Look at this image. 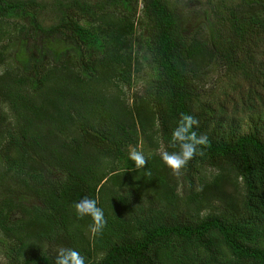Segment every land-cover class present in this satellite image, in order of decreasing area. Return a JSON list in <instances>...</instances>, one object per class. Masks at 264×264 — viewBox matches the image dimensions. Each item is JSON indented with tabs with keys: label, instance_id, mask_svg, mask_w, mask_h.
<instances>
[{
	"label": "trees",
	"instance_id": "obj_1",
	"mask_svg": "<svg viewBox=\"0 0 264 264\" xmlns=\"http://www.w3.org/2000/svg\"><path fill=\"white\" fill-rule=\"evenodd\" d=\"M1 40L0 264H264V0H0ZM217 71L234 109L204 99ZM181 113L209 144L176 176Z\"/></svg>",
	"mask_w": 264,
	"mask_h": 264
},
{
	"label": "clouds",
	"instance_id": "obj_2",
	"mask_svg": "<svg viewBox=\"0 0 264 264\" xmlns=\"http://www.w3.org/2000/svg\"><path fill=\"white\" fill-rule=\"evenodd\" d=\"M194 126H199L198 119L190 114L181 113L176 127L172 130L169 142V146L178 148V151L161 153V159L172 170L173 175H182V170L188 163L197 155H203V148L209 144L208 136L206 134L198 135ZM129 159L134 162L136 169H143L148 163L143 152L135 149L129 150ZM74 207L79 217L90 216L92 218V233H102L107 221L103 210L97 206L95 199L84 197ZM55 264H86V261L79 251L72 248H61L58 250Z\"/></svg>",
	"mask_w": 264,
	"mask_h": 264
},
{
	"label": "rangeland",
	"instance_id": "obj_3",
	"mask_svg": "<svg viewBox=\"0 0 264 264\" xmlns=\"http://www.w3.org/2000/svg\"><path fill=\"white\" fill-rule=\"evenodd\" d=\"M40 1L48 3L51 0H40ZM84 1L91 2V1H95V0H84ZM174 1H176V0H174ZM179 1H182V0H179ZM192 6L193 5H191V7ZM58 19H59V15L56 13V11H54L50 7L45 12H43V14L39 17V22L41 23V25L43 27L48 28V27L54 25ZM1 25L4 28H8L10 26V25H7L6 23H2ZM1 43H4V41L1 40L0 44ZM140 74L141 75H139V78H137L134 81V84L131 86V88L129 90H127L126 88H123V91H125L124 98L129 99V102H130V97H131L132 91H135L137 89L138 92H141L142 87H144L145 78L148 77L149 71L146 67H144L143 70H141ZM237 81H238L237 77H233L230 75L225 76L222 73H218V71L212 72L209 75V78L206 79L205 98L204 99H209V100L211 99L217 103L218 101L223 100V98L227 94H230V95L234 94L235 97L233 99L229 100V104H230L231 109H234L235 106L238 105V99H239V95H237L236 90H234V84ZM130 149H133V148H129V150ZM210 172H211L210 169L203 171V173L205 175H209ZM0 259H1V257H0Z\"/></svg>",
	"mask_w": 264,
	"mask_h": 264
}]
</instances>
